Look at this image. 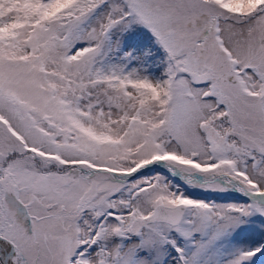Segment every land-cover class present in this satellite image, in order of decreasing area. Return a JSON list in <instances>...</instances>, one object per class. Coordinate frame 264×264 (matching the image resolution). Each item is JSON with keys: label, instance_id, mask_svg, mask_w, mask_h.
Instances as JSON below:
<instances>
[{"label": "snow or ice", "instance_id": "obj_1", "mask_svg": "<svg viewBox=\"0 0 264 264\" xmlns=\"http://www.w3.org/2000/svg\"><path fill=\"white\" fill-rule=\"evenodd\" d=\"M0 264H264V0H0Z\"/></svg>", "mask_w": 264, "mask_h": 264}]
</instances>
